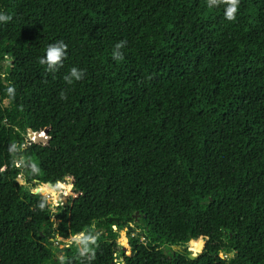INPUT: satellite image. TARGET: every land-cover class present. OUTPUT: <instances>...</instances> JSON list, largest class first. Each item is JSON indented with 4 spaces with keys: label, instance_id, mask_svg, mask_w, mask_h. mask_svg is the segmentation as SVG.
Instances as JSON below:
<instances>
[{
    "label": "trees",
    "instance_id": "1",
    "mask_svg": "<svg viewBox=\"0 0 264 264\" xmlns=\"http://www.w3.org/2000/svg\"><path fill=\"white\" fill-rule=\"evenodd\" d=\"M227 7L0 0V264H264V0Z\"/></svg>",
    "mask_w": 264,
    "mask_h": 264
},
{
    "label": "clouds",
    "instance_id": "2",
    "mask_svg": "<svg viewBox=\"0 0 264 264\" xmlns=\"http://www.w3.org/2000/svg\"><path fill=\"white\" fill-rule=\"evenodd\" d=\"M209 5H216L217 3L224 2L228 5L227 10L225 12L226 18L228 20H234L235 19V13L238 8L239 0H208ZM11 17L7 15L0 14V21L7 22L10 20ZM126 44V41H120L118 44L115 45V51L113 53V57L115 59H123L120 49L124 47ZM65 49L66 45L63 44V42H58L55 45H50L47 49L46 58L42 59L40 61L41 64L47 63L49 68H53V66L58 65L62 59V57L65 55ZM83 72L80 70H77L75 67H73L70 71V75L65 77V80L68 83L72 82V78H75L76 80L82 79ZM9 93H12L14 89L9 88ZM61 98L64 99V94L61 93ZM87 239V237H85Z\"/></svg>",
    "mask_w": 264,
    "mask_h": 264
},
{
    "label": "rangeland",
    "instance_id": "3",
    "mask_svg": "<svg viewBox=\"0 0 264 264\" xmlns=\"http://www.w3.org/2000/svg\"><path fill=\"white\" fill-rule=\"evenodd\" d=\"M7 64V61H3L2 62V65H3V67L5 66ZM67 182H70L71 183V181H70V179H65L64 181H63V184L64 183H67ZM47 189H45L44 191H45V195L53 202V205L54 206H57L58 204H60V202H59V200H63L62 199V197H68V195H69V192H70V190L69 191H65V189L64 188H58V186L56 185V186H48L47 185ZM71 188H72V183H71ZM56 225V224H55ZM118 232V238H119V236H120V240H121V242L123 241V239L125 238V237H127V250L126 251H124V253L125 254H129V252H130V247H129V245H128V240H129V237H132V236H135V237H139L140 238V240L141 241H144L145 239H144V236H143V234H142V230H141V228H139V227H137L135 224H132V227L129 229V230H127V228H123V229H121L120 231H117ZM98 235V233H97V231L96 230H94V234H93V237H96ZM83 237V236H82ZM82 237H80V238H77V237H72L71 239H70V241H76V242H79L81 239H82ZM56 238H57V236H56ZM117 241H118V243L120 244V245H122L120 242H119V240L117 239ZM52 246V248L53 249H56L58 246H59V244L55 241V242H53V244L51 245ZM189 247V246H188ZM190 249V248H189ZM192 252H193V249H190ZM199 251H200V249H199ZM198 252V251H197ZM59 256H62L61 254H59ZM220 256L222 257V258H225V257H231L232 256V253H229V252H221L220 253Z\"/></svg>",
    "mask_w": 264,
    "mask_h": 264
},
{
    "label": "water",
    "instance_id": "4",
    "mask_svg": "<svg viewBox=\"0 0 264 264\" xmlns=\"http://www.w3.org/2000/svg\"><path fill=\"white\" fill-rule=\"evenodd\" d=\"M64 181V180H63ZM63 181H62V183H63ZM59 182V181H58ZM57 182V183H58ZM57 183H55V184H52V183H50V182H48L47 183V185L48 186H56L57 185ZM62 199H63V201H65L66 200V197H62ZM114 227V229H116V226H113ZM132 227V223L131 224H129V226L127 227V230H129L130 228ZM120 231V230H119ZM84 235V233L83 232H80V233H78V234H75L73 237H77V238H80V237H82ZM119 244V243H118ZM119 247H120V249H122L123 251H126L127 250V246H125V245H120L119 244ZM173 249H175V250H179V251H182L183 250V248L181 247V246H173ZM202 251V244H201V246H200V251L199 252H197V253H194V252H192V251H190L189 253H188V257L190 258V259H194V258H196L198 255H199V253ZM131 253V250H130V252H129V254Z\"/></svg>",
    "mask_w": 264,
    "mask_h": 264
},
{
    "label": "bare ground",
    "instance_id": "5",
    "mask_svg": "<svg viewBox=\"0 0 264 264\" xmlns=\"http://www.w3.org/2000/svg\"><path fill=\"white\" fill-rule=\"evenodd\" d=\"M57 186L58 188H65L66 192L70 190L69 188H66L65 185L61 181L57 183Z\"/></svg>",
    "mask_w": 264,
    "mask_h": 264
}]
</instances>
